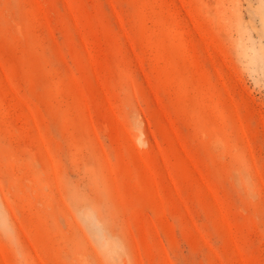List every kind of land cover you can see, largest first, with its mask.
I'll list each match as a JSON object with an SVG mask.
<instances>
[{
    "label": "rangeland",
    "instance_id": "374dc122",
    "mask_svg": "<svg viewBox=\"0 0 264 264\" xmlns=\"http://www.w3.org/2000/svg\"><path fill=\"white\" fill-rule=\"evenodd\" d=\"M0 264H264V0H0Z\"/></svg>",
    "mask_w": 264,
    "mask_h": 264
}]
</instances>
